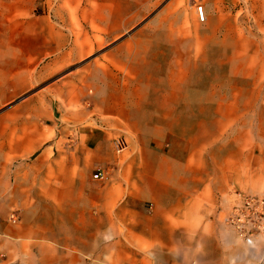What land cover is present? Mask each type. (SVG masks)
<instances>
[{
	"label": "rangeland",
	"instance_id": "rangeland-1",
	"mask_svg": "<svg viewBox=\"0 0 264 264\" xmlns=\"http://www.w3.org/2000/svg\"><path fill=\"white\" fill-rule=\"evenodd\" d=\"M70 30L96 51H51ZM262 52L264 0H0V264H264V217L225 222L264 200ZM87 177L92 247L55 218Z\"/></svg>",
	"mask_w": 264,
	"mask_h": 264
},
{
	"label": "crops",
	"instance_id": "crops-1",
	"mask_svg": "<svg viewBox=\"0 0 264 264\" xmlns=\"http://www.w3.org/2000/svg\"><path fill=\"white\" fill-rule=\"evenodd\" d=\"M204 11V9H203ZM262 58H264V52H262ZM261 115L264 117V107L261 110ZM264 119V118H263ZM87 133V137L89 139H92L95 143V158L98 165L103 162H108L109 160H113L112 156V149L110 148V143L107 142V138L105 134L96 132L94 130H90ZM264 137V136H263ZM66 151H69V153H74L73 148L67 147L65 148ZM68 153V154H69ZM62 160V159H60ZM99 169V168H98ZM96 169L95 172L98 171ZM117 171V170H115ZM86 171H84L85 173ZM94 172V173H95ZM93 173V174H94ZM104 179V178H103ZM97 180V181H103ZM72 182L74 179H71ZM105 180V179H104ZM95 180L87 177L86 179H79L76 182L75 186V193L76 196L79 195V193H83L84 196L79 197V205L80 208L76 211H58V213L55 215V218L65 219L70 218L71 220H76L75 223H70V226L67 227L65 223L60 224V232H66V229H69V232L75 236L77 242L79 239V236L85 235V239L87 241V245L89 244L90 247L93 246V237L98 232V229L101 228L100 222H97L95 219L104 218V214L102 212H99L97 215H94L93 212L88 211V207H91V202L93 201L95 194H94V183ZM101 195V193H100ZM103 196V194H102ZM83 208H86V210H83ZM85 220L84 222H81L80 220ZM80 221V222H79ZM96 230V231H95ZM184 234V233H182ZM86 250H88V247H86ZM178 255V254H177ZM179 256V255H178ZM167 264H177V263H167Z\"/></svg>",
	"mask_w": 264,
	"mask_h": 264
},
{
	"label": "built area",
	"instance_id": "built-area-1",
	"mask_svg": "<svg viewBox=\"0 0 264 264\" xmlns=\"http://www.w3.org/2000/svg\"><path fill=\"white\" fill-rule=\"evenodd\" d=\"M198 19H204L203 6L199 5L195 8ZM127 146L124 137H118L115 141V147L118 152L123 151ZM94 179L102 180L104 172L98 169L93 174ZM264 217V200L255 197H245L238 204H235L225 217V222L237 231L254 230L258 228L260 220Z\"/></svg>",
	"mask_w": 264,
	"mask_h": 264
},
{
	"label": "bare ground",
	"instance_id": "bare-ground-1",
	"mask_svg": "<svg viewBox=\"0 0 264 264\" xmlns=\"http://www.w3.org/2000/svg\"><path fill=\"white\" fill-rule=\"evenodd\" d=\"M82 1V0H81ZM89 1V0H88ZM60 2H62V1H60ZM59 4V3H58ZM79 5H80V2L78 3ZM89 4V3H88ZM61 5V4H60ZM78 5V6H79ZM63 6V5H62ZM91 6V5H90ZM52 9V8H51ZM75 9V8H74ZM90 9V8H89ZM139 9V8H138ZM45 10V9H44ZM86 10V9H85ZM51 11V10H50ZM83 11H84V9H83ZM118 11V10H117ZM137 11V10H136ZM89 12H90V10H89ZM130 12V11H129ZM136 13V12H135ZM75 14V13H74ZM83 14V13H82ZM86 14V13H85ZM129 14V13H128ZM132 14V13H131ZM57 15V14H56ZM69 14H67V16H68ZM133 15V14H132ZM135 15V14H134ZM49 16V15H48ZM76 16V15H75ZM78 16V15H77ZM80 16V15H79ZM81 16H83V15H81ZM73 16H72V14H71V18H72ZM111 17H113V16H111ZM120 17V16H119ZM124 17V16H123ZM133 17H135V16H133ZM69 18H70V16H69ZM91 18V17H90ZM131 18V17H130ZM138 18V17H137ZM50 19V18H49ZM122 19V18H121ZM129 19V18H128ZM51 20V19H50ZM77 20V19H76ZM90 20V19H89ZM88 20V21H89ZM78 21V20H77ZM81 21V20H80ZM82 21H83V19H82ZM84 21H85V19H84ZM115 21V20H114ZM126 21V20H125ZM130 21V20H129ZM85 22H87V21H85ZM123 22V21H122ZM134 22H136V21H134ZM82 23V22H81ZM116 23V22H115ZM118 23V22H117ZM75 24V23H74ZM80 24V23H79ZM124 24V23H123ZM72 25V24H71ZM78 25V24H77ZM88 25H90V24H88ZM114 25V24H113ZM116 25V24H115ZM73 26V25H72ZM75 26V25H74ZM80 26V25H79ZM117 26V25H116ZM62 27V26H61ZM112 27H114V26H112ZM111 27V28H112ZM120 27V26H119ZM82 28V27H81ZM117 28V27H116ZM78 29H79V27H78ZM115 29V28H114ZM54 30V29H53ZM60 30V29H59ZM92 30V29H91ZM102 30V29H101ZM113 30V29H112ZM116 30V29H115ZM119 30V29H118ZM121 30V29H120ZM119 30V31H120ZM141 30V29H140ZM142 30H144V29H142ZM81 31V30H80ZM67 32V31H66ZM70 32H71V38H70V44H68V46H67V48L65 49V50H63V48L61 47L62 46V44L61 45H59V41H54V39H53V41H52V43H49L50 45H51V47H52V49H51V51H57L58 50V52H57V54L59 55V57L60 58H62V59H67L68 60V62H70L72 59H76V60H81L83 57H85L86 55H88V54H91L92 52H94V51H96L95 50V47L93 46V43H91V42H89V39H88V37H87V34H86V32L83 34V35H81L78 31H76V32H73V30H70ZM122 32V31H121ZM127 32V31H126ZM81 33H82V31H81ZM120 33V32H119ZM137 33V32H136ZM139 33V32H138ZM115 34H116V32H115ZM92 36V35H91ZM110 36V35H109ZM140 36H141V34H140ZM64 37H66L65 35H64ZM68 38V37H67ZM136 38V37H135ZM65 41L67 40L66 38L64 39ZM63 40V41H64ZM94 40V39H93ZM64 41V42H65ZM68 41V40H67ZM116 42V41H115ZM48 44V45H49ZM108 44V43H107ZM103 45V42H98V45H97V47H101ZM119 45H121V44H119ZM106 46V45H105ZM123 46H125V45H123ZM116 47V46H115ZM115 47H113V48H115ZM61 49H62V51H61ZM119 49H122V48H120V46H119ZM118 49V50H119ZM115 50V49H114ZM115 51H117V48H116V50ZM73 57V58H72ZM55 58H56V56H55ZM56 60V59H55ZM54 60V61H55ZM57 60H59V59H57ZM60 68V67H59ZM43 75V74H42ZM200 243V242H199ZM198 243V244H199ZM261 251V250H260ZM261 252H263V251H261ZM261 254V253H260Z\"/></svg>",
	"mask_w": 264,
	"mask_h": 264
}]
</instances>
